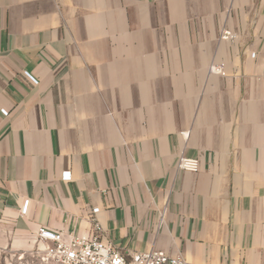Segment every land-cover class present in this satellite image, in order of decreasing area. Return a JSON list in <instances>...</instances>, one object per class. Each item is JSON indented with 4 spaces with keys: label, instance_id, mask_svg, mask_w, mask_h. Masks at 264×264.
<instances>
[{
    "label": "crops",
    "instance_id": "0c3cea01",
    "mask_svg": "<svg viewBox=\"0 0 264 264\" xmlns=\"http://www.w3.org/2000/svg\"><path fill=\"white\" fill-rule=\"evenodd\" d=\"M95 208L126 255L264 264V0H0V251Z\"/></svg>",
    "mask_w": 264,
    "mask_h": 264
},
{
    "label": "built area",
    "instance_id": "2783aa9c",
    "mask_svg": "<svg viewBox=\"0 0 264 264\" xmlns=\"http://www.w3.org/2000/svg\"><path fill=\"white\" fill-rule=\"evenodd\" d=\"M221 38L231 40L235 35L226 30ZM210 71L215 74L225 75L224 64H214ZM34 81V77L30 76ZM7 115V110H2ZM177 168L198 172L201 162L196 157L181 156L177 162ZM65 180L71 179V172H65ZM29 201L21 209L23 214L28 211ZM98 208L93 210L90 220L97 232L92 236L87 234H74L54 232L48 228H41L37 233L40 241L39 254L42 261L48 264H187L180 252L169 255L162 250H150L148 252H135L126 255L113 244L100 238L102 226L97 219Z\"/></svg>",
    "mask_w": 264,
    "mask_h": 264
},
{
    "label": "rangeland",
    "instance_id": "374dc122",
    "mask_svg": "<svg viewBox=\"0 0 264 264\" xmlns=\"http://www.w3.org/2000/svg\"><path fill=\"white\" fill-rule=\"evenodd\" d=\"M39 244L31 240L27 242V253L21 255L17 252H1L0 264H48L41 259Z\"/></svg>",
    "mask_w": 264,
    "mask_h": 264
}]
</instances>
